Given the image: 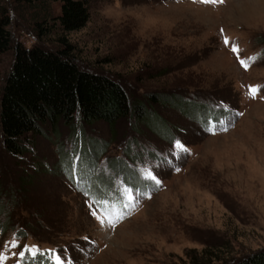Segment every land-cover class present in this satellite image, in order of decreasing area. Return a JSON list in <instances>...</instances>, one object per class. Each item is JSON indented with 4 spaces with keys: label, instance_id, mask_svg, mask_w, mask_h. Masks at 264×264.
<instances>
[{
    "label": "rangeland",
    "instance_id": "obj_1",
    "mask_svg": "<svg viewBox=\"0 0 264 264\" xmlns=\"http://www.w3.org/2000/svg\"><path fill=\"white\" fill-rule=\"evenodd\" d=\"M0 3L11 35L0 84L15 42H66L151 124L59 121L28 133L21 155L0 132V264H19L24 245L73 264H232L264 249V0H89L69 32L52 19L58 2ZM150 93L172 101L148 104ZM177 139L188 151L174 159Z\"/></svg>",
    "mask_w": 264,
    "mask_h": 264
},
{
    "label": "trees",
    "instance_id": "obj_2",
    "mask_svg": "<svg viewBox=\"0 0 264 264\" xmlns=\"http://www.w3.org/2000/svg\"><path fill=\"white\" fill-rule=\"evenodd\" d=\"M11 2L15 5L58 2L59 12L52 19L63 32L81 28L88 18L89 0ZM7 9L0 3V54L11 44ZM63 44L55 50L36 44L25 47L15 42L12 45V61L0 84V132L4 149L11 155L25 151L28 133H40L42 126L54 127L59 121L70 128L76 119L85 125L96 121L111 125L119 118L132 117L137 123L150 124L146 106L136 99L130 100L118 79L79 67L70 56L67 43ZM145 98L148 104L172 101L155 93ZM97 152L102 153L99 147ZM27 259L32 260L31 256ZM232 264H264V249L246 254Z\"/></svg>",
    "mask_w": 264,
    "mask_h": 264
},
{
    "label": "snow or ice",
    "instance_id": "obj_3",
    "mask_svg": "<svg viewBox=\"0 0 264 264\" xmlns=\"http://www.w3.org/2000/svg\"><path fill=\"white\" fill-rule=\"evenodd\" d=\"M251 91V90H250ZM252 92V91H251ZM257 92V89L254 93ZM253 93V92H252ZM207 121L204 122L205 127H207ZM220 124H224V121H220ZM225 131H227V128H224ZM214 134V133H213ZM188 150L186 146L183 144L182 141L176 140L174 144V149L172 152V155L174 159H179L180 155L183 153H186ZM165 163H172V161L165 160ZM181 169L179 167L175 168V172H179ZM146 178L154 183L155 186H160L162 184V181L158 178V175L156 174V169L154 168H148L146 169ZM134 199L132 190H128V203L124 205V209L127 210L129 206L132 204ZM109 224H113L112 220L108 221ZM12 248H20V244L18 241H13L11 244ZM35 249V250H33ZM19 256V264H73V262L68 259L65 260L63 256L60 254L58 250H48L47 253H41V251L38 249L37 246H28L24 245L23 249L18 253ZM31 256L32 260L31 262L28 261L27 257ZM46 257V258H45Z\"/></svg>",
    "mask_w": 264,
    "mask_h": 264
}]
</instances>
